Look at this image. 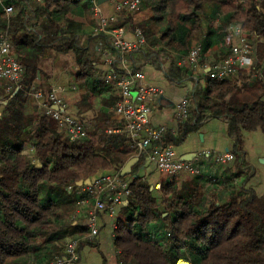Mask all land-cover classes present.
<instances>
[{
  "label": "trees",
  "instance_id": "obj_1",
  "mask_svg": "<svg viewBox=\"0 0 264 264\" xmlns=\"http://www.w3.org/2000/svg\"><path fill=\"white\" fill-rule=\"evenodd\" d=\"M5 5L14 7L9 16ZM144 5L151 9L147 25L157 27V41L152 50L127 57L134 73L152 64L177 80L191 66H179L175 54L201 45L203 56L214 47L215 36L226 40L233 25L250 37L264 38V0H142ZM92 15L89 0H0V35L11 36L13 52L25 65L20 88L8 91L0 83L1 101L6 102L0 115V264H47L66 257L72 241H78L80 257L91 241L87 228L79 225V202L87 194L78 183L122 168L136 156L127 136L105 132L116 124L110 108L112 112L118 97L105 82L108 72L90 53L98 41L112 49L111 39L96 30L87 33L74 19ZM216 20L221 21L220 33L213 28ZM129 23L133 31L138 29L133 20ZM66 56L77 64L75 83L88 92L82 110L97 104L101 110L99 132L89 131L75 141L60 133L58 122L26 93L40 91L49 103V77L41 62ZM246 72L240 69L221 81L208 74L187 97V120L154 144L179 147L204 123L222 120L233 141L230 176H203L197 165L199 174L186 187H180L178 176L163 174L156 190L137 176L143 157L129 175H119L127 182L135 178L123 208L127 215L115 219L117 264H264V197L248 186L254 172L244 161V133L258 128L264 132V88L257 84L247 99L238 101L237 83ZM38 73L43 75L39 81Z\"/></svg>",
  "mask_w": 264,
  "mask_h": 264
},
{
  "label": "built area",
  "instance_id": "obj_2",
  "mask_svg": "<svg viewBox=\"0 0 264 264\" xmlns=\"http://www.w3.org/2000/svg\"><path fill=\"white\" fill-rule=\"evenodd\" d=\"M92 5L93 15L97 18V31L110 36L112 49L105 53V64L109 72L105 76V82L116 91L118 100L113 109L116 124L105 132L110 135H125L129 139L131 147L135 150L136 157H143L148 162L154 163L161 175L178 176L182 173L191 175L199 174L198 168L191 161H182L177 156L173 146L163 148L154 144L161 140L169 130L166 127L154 128L151 126L153 113L152 102L154 98L162 94L157 87L142 85L144 74L134 73L129 65L127 57L130 54L147 50V41L141 29L134 31L135 40L126 39L127 30L124 26L103 16L104 4H111L116 11H140L142 0H106L100 4L99 0H89ZM6 15L14 12L13 5H5ZM238 38L233 46L231 54L222 61L214 63L210 67V77L216 80H224L236 74L238 70L249 68L253 65L251 53L252 45L248 41L241 27L235 28ZM114 52V53H113ZM202 55L201 45L189 51L187 54H175L179 66L189 65L196 67L200 63ZM25 70V65L20 63L13 52V42L8 33L0 35V83L9 81L6 86L11 90L13 86L21 87L20 82ZM63 89L52 87L48 95L49 103H45L42 92L33 93L34 97L43 99V108L46 114L52 116L58 122V131L66 132L72 141L86 137L89 133L84 121L70 115L66 111V104L62 97ZM188 116V100L185 98L178 106L177 118L185 121ZM203 156H211V153H201ZM215 161L227 165L234 160L231 152L214 155ZM120 173L112 176H99L90 185L82 189L87 197L79 202V206L88 211V229L86 239L93 241L99 234V214L107 212L114 218L115 208L127 199L132 191L130 183L119 177ZM161 185H157L160 189ZM73 191L72 187H69ZM106 196L108 200L103 198ZM93 201V203H91ZM115 229V227H114ZM78 241H72L67 245L66 257H56L47 264H75L79 260Z\"/></svg>",
  "mask_w": 264,
  "mask_h": 264
},
{
  "label": "crops",
  "instance_id": "obj_3",
  "mask_svg": "<svg viewBox=\"0 0 264 264\" xmlns=\"http://www.w3.org/2000/svg\"><path fill=\"white\" fill-rule=\"evenodd\" d=\"M102 10L104 17L114 19L117 23L124 22V17L118 15L119 12L116 11L113 5L104 4ZM220 23L221 21H214L215 26H213V28L217 30L218 33L221 31ZM236 27L240 26L233 25L229 27L224 42L218 40L217 36H215L214 47L201 56L199 65L184 69L186 72L182 73L177 80L168 78L161 67L157 68L152 64H147L144 67L142 71L144 74L142 85L157 87L162 91V94L156 96L151 104L153 108V113L151 115L152 127L157 128L163 126L172 132L177 130L180 122L177 118L178 106L185 98L193 93L198 82L204 84L206 77L210 73V67L216 62L222 61L223 58L227 56V53H231V47L236 45L238 39L235 35ZM243 31L252 45L251 57L253 65L249 68H244L247 70L244 80H239L237 83L239 92L236 98L238 101L247 99L251 94L250 91L253 90L257 84L262 85L264 88V38H258L256 36L250 37L244 29ZM126 39L129 41L135 40L134 31H132L131 28L127 30ZM152 49L153 47H150L147 50ZM98 65L101 69L109 72V67H107L105 61L100 64L98 63ZM85 95H88L86 90ZM114 95L117 97L116 93H114ZM107 96H109V94L103 95L104 98H107ZM5 105L6 102H2L0 99V115ZM80 106H83L82 102ZM100 111V109H95V111H83L80 108V110L77 111V115L81 117L79 119L84 121L86 126L95 125L97 127L99 126L97 118L101 114ZM84 117L89 118L88 123L85 121ZM114 118L113 110L111 112L110 108V119L113 122L115 120ZM232 147L233 141L228 135L227 124L222 120L212 119L204 123L199 130L189 135L181 146L174 148L180 159L187 155H195L191 162H193L194 166H200L203 176L223 178L224 176L231 175L233 162L227 165L218 164L215 161L214 155L230 152ZM208 152L211 153V156L206 155L204 157V155H201V153ZM244 152V161L251 168L250 170L254 172L248 186L251 187L258 196L264 197V132L261 129L258 128L244 133ZM134 157L136 156L134 155ZM143 159L142 167L137 176L142 178L156 190H159L157 185L160 184L162 175L159 173L154 163L148 162L145 158ZM122 168L116 166L114 170L102 172L98 176H112L120 173ZM134 178L135 177H133V179ZM130 181L128 182L130 183ZM187 183L183 185V187H186V185H188ZM126 202L127 199H124L123 203L115 208L116 216L114 218L107 212H101L99 214V234L93 241L83 246L80 258L75 264H117L119 252L114 244V224L115 219L123 213ZM91 203H93V201ZM81 211L82 212L78 216L79 225L88 229V211L85 209Z\"/></svg>",
  "mask_w": 264,
  "mask_h": 264
},
{
  "label": "rangeland",
  "instance_id": "obj_4",
  "mask_svg": "<svg viewBox=\"0 0 264 264\" xmlns=\"http://www.w3.org/2000/svg\"><path fill=\"white\" fill-rule=\"evenodd\" d=\"M242 1H245V0H242ZM86 2H88V0H82V4ZM118 15L124 17L123 21L127 23L125 26L126 30L130 29L131 23L129 22H131L132 20H133V24L135 23L136 25H138L137 28H140L144 33L148 47H153V45L156 44L157 36L155 34L157 32V27L153 26L151 28V26L148 27L147 25V22H149L152 16L151 9L146 8V6L144 5L142 6L140 11L123 10V11H120ZM74 19L77 23L80 24L78 25V27L83 28L84 31H86L87 33H92L93 31L95 30L97 31L98 29V25H97L98 20L93 15L88 18L89 20L87 18L85 19L84 17L83 18L75 17ZM213 26H215L214 23H213ZM109 50L111 49L103 46L102 42L98 41L93 45V50H91L90 54L92 53L95 54L97 57V61H98L97 63L100 64V63H103V61H105V53L106 51H109ZM63 59L65 60V61L63 60L64 62L62 60L61 61L55 60L54 58H46L45 60L41 62L42 71L43 73H46V75L49 77L50 88L58 87V88L63 89V92L61 94L66 104L67 113L77 118H81L80 116L77 115L78 114L77 111L80 110V108L83 109L80 106V103L87 99V96L85 95V89L83 86H80V84L78 85L77 83L73 81L74 76L76 75V72L78 71L75 59L73 57L71 58L67 56L64 57ZM40 79H43V75L41 73H38L37 81H39ZM1 83L3 86H5V90H7L6 86L10 82L1 81ZM26 93L29 95H33V92H26ZM114 93H116V91H114ZM0 99H2V97H0ZM36 101L39 105L41 106L44 105L43 99H38V100L36 99ZM95 109H99L98 104L94 105L89 110L95 111ZM84 118H85V121H87L88 123L89 118H86V117ZM99 120H100V117L97 118V122H100ZM86 128L88 129V131H90V133L99 132V127L98 126L96 127L95 125L94 126L87 125ZM25 152L26 153L29 152L31 154V150L29 149H26ZM119 167L121 168V166ZM193 177H195V175H191L189 173H182L181 175H178V182H179L180 187H183V185H185L187 182H190L193 179ZM127 180L130 181L131 178H128ZM73 193L76 194L77 191L75 192L73 191ZM158 197L160 196L158 195ZM78 209H79V214L82 212L81 210H84V208H81L80 206ZM126 215L127 213L124 210L121 216H126ZM87 232H88V229H87ZM70 240H71V236L69 234L65 242L67 243Z\"/></svg>",
  "mask_w": 264,
  "mask_h": 264
},
{
  "label": "water",
  "instance_id": "obj_5",
  "mask_svg": "<svg viewBox=\"0 0 264 264\" xmlns=\"http://www.w3.org/2000/svg\"><path fill=\"white\" fill-rule=\"evenodd\" d=\"M106 2V0H99V3L100 4H104ZM195 155H187V156H184L183 158H182V161H192V158L194 157ZM138 157H134V158H132L131 160H129L126 164H125V166L122 168V170H121V172H120V174H121V176H126V175H129L131 172H132V168H133V166L138 162ZM97 177H99V176H97ZM96 177V178H97ZM95 179V178H94ZM94 179H90V180H87V181H80L79 183H78V186H83V185H90V184H92V182H93V180Z\"/></svg>",
  "mask_w": 264,
  "mask_h": 264
},
{
  "label": "bare ground",
  "instance_id": "obj_6",
  "mask_svg": "<svg viewBox=\"0 0 264 264\" xmlns=\"http://www.w3.org/2000/svg\"><path fill=\"white\" fill-rule=\"evenodd\" d=\"M177 264H189L188 262H186V261H183V260H180V261H178V263Z\"/></svg>",
  "mask_w": 264,
  "mask_h": 264
}]
</instances>
